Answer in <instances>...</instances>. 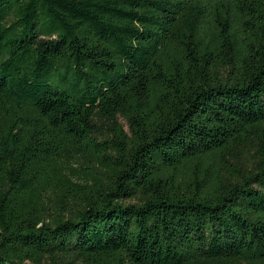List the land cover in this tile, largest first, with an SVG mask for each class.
I'll return each instance as SVG.
<instances>
[{"label": "trees", "instance_id": "1", "mask_svg": "<svg viewBox=\"0 0 264 264\" xmlns=\"http://www.w3.org/2000/svg\"><path fill=\"white\" fill-rule=\"evenodd\" d=\"M0 264H264V0H0Z\"/></svg>", "mask_w": 264, "mask_h": 264}]
</instances>
